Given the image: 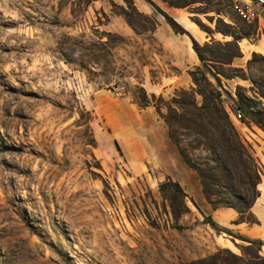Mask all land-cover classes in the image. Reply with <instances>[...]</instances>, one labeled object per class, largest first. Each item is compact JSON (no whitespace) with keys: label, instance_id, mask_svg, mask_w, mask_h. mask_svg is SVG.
Segmentation results:
<instances>
[{"label":"rangeland","instance_id":"1","mask_svg":"<svg viewBox=\"0 0 264 264\" xmlns=\"http://www.w3.org/2000/svg\"><path fill=\"white\" fill-rule=\"evenodd\" d=\"M127 1L0 0V264H185L203 258L194 257L200 253L193 237H199L197 227L210 224L211 217L194 197L193 185L187 187L192 195L185 206L172 185L160 187L166 177L157 172L138 175L120 147L107 140L110 129L92 109L90 99L100 88L112 91L124 85L123 96L136 102L147 95L156 110L171 119V131L191 156L205 168L207 163L216 166L206 146L190 148L197 142L189 133L200 129L192 119L206 122L202 111L191 106L193 80L192 86L172 83L166 89H149V80L177 73L148 30L152 24L147 16L168 23L150 1L165 11L171 6L163 0H133L139 15ZM222 1L223 20L231 23V15L250 27L253 34L243 39L257 42L264 27L259 29L257 19L246 20L249 26L243 22L236 9L243 0ZM123 8L140 33L120 14ZM183 9L202 33L200 43L231 39L219 30L226 26L215 12ZM118 18L132 34L108 30L112 20L119 26ZM241 61L239 57L231 65L213 64L234 76H221L222 88L218 86L226 106L234 105L238 90L257 94L264 103V52H250ZM196 101L203 103L200 94ZM186 110L193 115L184 117ZM232 119L250 143L245 133L252 124ZM98 129L110 149L99 139ZM189 168L203 190L198 172ZM253 182V175L246 173L223 181L243 192L248 189V198ZM219 249L243 257L231 259L238 264H248L257 254V246L247 241L212 253Z\"/></svg>","mask_w":264,"mask_h":264},{"label":"trees","instance_id":"2","mask_svg":"<svg viewBox=\"0 0 264 264\" xmlns=\"http://www.w3.org/2000/svg\"><path fill=\"white\" fill-rule=\"evenodd\" d=\"M163 1L167 2L171 7L198 8L199 12L202 14L215 12L220 16L219 20L226 26L225 29L219 30L225 36L231 37V39L226 41L211 40L202 44L195 39V37L172 15L159 7L154 1H150L156 10H158L166 18L168 24L176 33L188 34L192 39L193 49L200 60V64L189 71V74L197 87L192 86L191 90H189V93H191L194 98L191 102V106L198 111H202L201 115L206 118V122L199 124L196 120L192 119V123L198 125L200 129H192V133H189V135L194 136L193 140L197 142V145H193V143H191L190 148L197 149L199 148L198 146H206L205 149L212 154L210 160L214 161L216 166H210V164L207 163L206 165H208V167L205 168L199 160L193 158L190 154L191 151H189L187 147L182 146L179 137L171 131V119L168 116L163 115L157 107L158 113L162 116L166 125L170 129L169 138L177 147L184 162L198 172L202 181L203 193L207 201L213 207H233L240 213V222H248L251 224L257 223L258 219L252 214L251 207L256 198L259 196L257 185L262 178L261 166L254 153L253 146L246 142L236 128L231 112L224 102L223 93L218 87L220 86L222 88L221 76H224L225 78H232L234 76L226 71H219L213 65L215 63L231 65L236 58L242 57L243 52L240 46V41L243 38L251 37L253 32L250 27L247 28L246 26L239 25L238 21L231 17V15H228L232 21L231 23H226L223 20L221 17L224 13L222 9V0ZM228 1L230 2L229 4H232V0ZM127 2L130 8L132 7L137 14L142 15V13L136 9L133 0H128ZM196 4H200L199 7H193ZM120 14L125 17L126 21L137 33H140L133 20V16L128 9L123 8L122 13ZM147 18H149V21L152 24V27L148 30L153 35V32L157 28L159 22L155 16H147ZM191 19L196 21L192 16ZM196 22L202 30L211 33L210 30L206 29L207 27L203 23L200 21ZM243 22L249 26L245 19H243ZM212 78L216 81V83L212 81ZM183 91L186 92V90ZM197 94H200L203 98V103L201 105H198V102L196 101ZM260 96L264 98L263 93H261ZM236 97L237 100L231 107L232 111H236L237 109L241 110L244 113V118L242 119L244 122H253L264 131L263 99H261L257 94H253V96H251L248 93L239 90L236 92ZM137 103L141 107L152 105L151 100L147 95H145L144 99L138 101ZM193 113V110H186L182 112V115L187 117L193 115ZM201 137L205 138V141H203ZM117 146H119L118 143ZM242 173L253 175L254 177V186L251 189L250 198H248V194L250 192L248 189H246L245 193L241 189L236 188L233 184L229 185L223 183L225 179L232 181L235 180L236 177L241 176ZM167 184L172 185L174 188V196L181 198L183 204L186 206L188 194L182 185L178 181H174L171 177H168L166 182L160 184V187L166 188L168 186ZM225 189L233 195L238 203L230 200V198L226 195L227 193L224 191ZM191 200L197 206L194 199ZM209 222L215 229L221 230V228L212 219ZM243 240L257 246V254L250 257V262L248 264H264V257L260 255V251L264 246V241L251 238H243ZM231 259L244 261L243 257L234 254L230 250L219 249L217 252L207 255L206 257L190 261L185 264H238L234 263ZM255 259L259 262L254 261Z\"/></svg>","mask_w":264,"mask_h":264},{"label":"crops","instance_id":"3","mask_svg":"<svg viewBox=\"0 0 264 264\" xmlns=\"http://www.w3.org/2000/svg\"><path fill=\"white\" fill-rule=\"evenodd\" d=\"M245 1V0H243ZM144 8L146 5L142 4ZM166 10V9H165ZM258 10L259 29L264 27V8ZM180 24H182L200 42L202 33L191 23L189 15L183 8L167 7V11ZM122 18L116 19L118 27L113 24V20L106 25L108 30H115L124 34H132V28L123 24ZM158 20V26L153 32V38L167 57L168 63L176 69L177 73L165 74L159 80H149V89H166L172 83L187 84L192 86V79L189 71L200 64V60L193 49L192 39L188 34L176 33L171 26ZM203 40H206L204 37ZM242 39L240 46L243 52L242 61L248 59V55L253 51L264 52V33L258 38L257 42H247ZM245 44V45H244ZM92 109L96 115L103 118L105 125L110 129L108 141L118 143L122 155L127 161L136 168L138 175L151 174L157 172L163 177H171L178 181L186 193H189L190 185L194 187V197L205 205L206 210H202L221 228L214 229L209 223L200 224L197 229L199 237H193L199 244L200 255L195 258L204 257L212 253L218 247H230L243 238L260 239L264 241V174L258 183L259 196L254 201L251 212L258 219L257 223L240 222V213L233 207H213L206 199L202 187L192 171L182 160L178 150L172 144L165 122L159 117L153 105L141 107L132 97L126 95L116 97L104 88L93 92L90 99ZM227 104V108L235 117V112ZM236 118V117H235ZM249 128L250 132L245 133V137L253 144L254 153L264 171V131L253 122ZM99 139L110 146L102 136L100 129L97 130ZM102 136V137H101ZM202 220V219H201ZM196 233V232H194ZM197 252V251H195ZM260 253L264 256L263 250Z\"/></svg>","mask_w":264,"mask_h":264},{"label":"built area","instance_id":"4","mask_svg":"<svg viewBox=\"0 0 264 264\" xmlns=\"http://www.w3.org/2000/svg\"><path fill=\"white\" fill-rule=\"evenodd\" d=\"M252 4H255L257 7L264 8V0H245L243 4L236 5L237 11L240 15L247 21H252L258 18V11L252 7ZM126 92V87L124 85H119L114 87L112 93L116 97H122ZM235 112V117L237 119H243L244 114L241 110L237 109Z\"/></svg>","mask_w":264,"mask_h":264}]
</instances>
